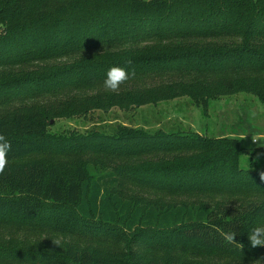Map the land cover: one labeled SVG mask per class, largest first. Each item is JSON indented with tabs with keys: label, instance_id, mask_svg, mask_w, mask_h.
Listing matches in <instances>:
<instances>
[{
	"label": "trees",
	"instance_id": "16d2710c",
	"mask_svg": "<svg viewBox=\"0 0 264 264\" xmlns=\"http://www.w3.org/2000/svg\"><path fill=\"white\" fill-rule=\"evenodd\" d=\"M113 66L135 70L118 93L103 84ZM240 92L264 104V0H0V264H257L264 170L241 165L238 137L49 129Z\"/></svg>",
	"mask_w": 264,
	"mask_h": 264
},
{
	"label": "rangeland",
	"instance_id": "374dc122",
	"mask_svg": "<svg viewBox=\"0 0 264 264\" xmlns=\"http://www.w3.org/2000/svg\"><path fill=\"white\" fill-rule=\"evenodd\" d=\"M118 126L146 131L159 128L165 131L178 130L207 137L235 136L248 150L241 157V165L244 168L264 170V104L252 94L240 92L212 100L208 111L189 98L128 110L119 107L108 112L96 110L85 116L58 118L49 129L57 135L89 136L95 133L111 135ZM11 224V221L0 220V225ZM0 231L4 234L9 232L4 228ZM215 258L224 261L221 254Z\"/></svg>",
	"mask_w": 264,
	"mask_h": 264
},
{
	"label": "clouds",
	"instance_id": "9594fccd",
	"mask_svg": "<svg viewBox=\"0 0 264 264\" xmlns=\"http://www.w3.org/2000/svg\"><path fill=\"white\" fill-rule=\"evenodd\" d=\"M127 63L131 65L130 60L127 61ZM130 75H135L134 69L131 73H129V71L124 67L113 66L106 73V77L103 81L104 88L107 91L118 93L121 85L125 84L129 80ZM11 150V142L6 138L4 134L0 133V175H3L6 167L8 166V154ZM260 179L264 180V173L260 174ZM222 235L224 241L227 244L236 245L237 247H243V245L236 239V232L232 231L223 233ZM247 239L249 241L250 247L252 248L264 247V225L252 228V230L247 234ZM52 243L56 246H59L61 244V239H53ZM260 260H264V258L257 259V264H259Z\"/></svg>",
	"mask_w": 264,
	"mask_h": 264
}]
</instances>
